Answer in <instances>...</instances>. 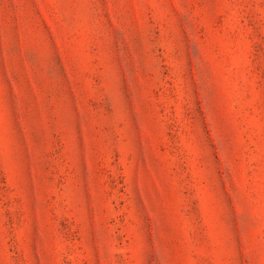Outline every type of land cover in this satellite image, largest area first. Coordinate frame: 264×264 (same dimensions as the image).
Masks as SVG:
<instances>
[{
  "label": "rangeland",
  "instance_id": "374dc122",
  "mask_svg": "<svg viewBox=\"0 0 264 264\" xmlns=\"http://www.w3.org/2000/svg\"><path fill=\"white\" fill-rule=\"evenodd\" d=\"M0 264H264V0H0Z\"/></svg>",
  "mask_w": 264,
  "mask_h": 264
}]
</instances>
